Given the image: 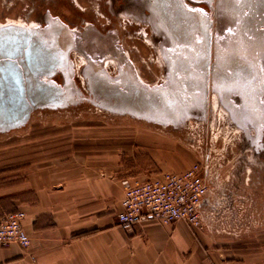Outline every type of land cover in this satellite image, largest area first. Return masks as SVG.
I'll return each mask as SVG.
<instances>
[{"label": "rangeland", "instance_id": "1", "mask_svg": "<svg viewBox=\"0 0 264 264\" xmlns=\"http://www.w3.org/2000/svg\"><path fill=\"white\" fill-rule=\"evenodd\" d=\"M161 1L0 0V66L23 65L27 54L49 61L29 80L57 90L14 125L0 116V192L42 169L56 177L98 142L107 157L117 154L121 185L136 166L160 174L161 147L144 138L157 136L169 139L162 154L183 152L182 171L206 161L220 173L225 194L217 199L231 197L214 230L185 223L193 235L264 231V0H169L179 9L168 17ZM210 57L218 80L242 67L251 73L213 84ZM95 76L127 92L165 88L168 79L181 103L176 111L121 108L95 93ZM7 81L0 76V107L7 105L1 94L11 93Z\"/></svg>", "mask_w": 264, "mask_h": 264}, {"label": "crops", "instance_id": "2", "mask_svg": "<svg viewBox=\"0 0 264 264\" xmlns=\"http://www.w3.org/2000/svg\"><path fill=\"white\" fill-rule=\"evenodd\" d=\"M144 138L159 148L170 147L169 139ZM160 149V162L155 159L160 174L142 165L127 171L130 177H159L186 168L183 152L162 154ZM83 152L80 161L56 168V177L42 169L28 184L19 180L17 188L0 192V218L24 210L23 225L31 238L29 250L17 244L0 248V264H264V231L259 229L195 236L183 221L163 225L150 220L126 232L117 220L124 194L119 180L125 173L117 154L107 157L99 142ZM142 163L151 165L148 158ZM230 199L226 202L232 208Z\"/></svg>", "mask_w": 264, "mask_h": 264}, {"label": "built area", "instance_id": "3", "mask_svg": "<svg viewBox=\"0 0 264 264\" xmlns=\"http://www.w3.org/2000/svg\"><path fill=\"white\" fill-rule=\"evenodd\" d=\"M219 178L220 173L213 172L206 161L180 173L167 172L144 179L125 178L118 223L129 233L150 220L163 225L183 221L197 229L214 230L211 226L216 225L230 208L226 201L217 199L224 191ZM25 217V211L18 209L0 218V248L17 244L24 250L30 249L31 238L23 225Z\"/></svg>", "mask_w": 264, "mask_h": 264}, {"label": "water", "instance_id": "4", "mask_svg": "<svg viewBox=\"0 0 264 264\" xmlns=\"http://www.w3.org/2000/svg\"><path fill=\"white\" fill-rule=\"evenodd\" d=\"M213 43L214 41H212L210 45L212 46ZM28 55L29 54L23 58L25 60L23 65L4 64L0 66V76L5 77L7 75V83L9 86H12V94L10 92L1 94V98L3 97L2 99L6 100L7 105L0 107L1 121L9 126L24 120L33 108L45 103L46 97H55L57 95V90L55 89L46 93L44 91L45 86L41 81H38V84H36L34 88V83L29 80V76L31 77V75L39 72V70H46V68H48L49 61H44L43 59L40 60L38 58L37 62H31V56ZM49 56L50 58L52 57L51 54H49ZM52 59L53 58H51V60ZM28 64L29 66L27 67L26 65ZM208 70V79L210 80L212 76L213 84L220 82V85L243 82L246 76L251 73V70L248 67H242L237 69L231 76H224L221 78V74H223L222 72L220 74V80H218L216 79L217 69L211 62V57L208 64ZM232 77H234L235 80H233ZM92 80L94 82L95 93L104 98L107 103L117 104L121 108L133 107L144 112H149L156 111L164 107L170 108L172 111H176L179 107V103H181L180 97L174 91L173 86L168 79L165 81V88L161 86H154L146 89L142 85H138V87L131 92L122 90L118 86V82L102 76L92 77ZM107 81L110 84H108ZM15 101H18V103H15Z\"/></svg>", "mask_w": 264, "mask_h": 264}, {"label": "flooded vegetation", "instance_id": "5", "mask_svg": "<svg viewBox=\"0 0 264 264\" xmlns=\"http://www.w3.org/2000/svg\"><path fill=\"white\" fill-rule=\"evenodd\" d=\"M176 6L178 5L175 4L174 6L173 3L170 4L169 0H162L161 4L159 5L162 14L166 17H168V13H170L171 16H174L173 14H176L178 12L179 8H176Z\"/></svg>", "mask_w": 264, "mask_h": 264}, {"label": "bare ground", "instance_id": "6", "mask_svg": "<svg viewBox=\"0 0 264 264\" xmlns=\"http://www.w3.org/2000/svg\"><path fill=\"white\" fill-rule=\"evenodd\" d=\"M122 15H123V16H124V15H127V16H128V13H127V14L124 13V14H122ZM57 55H58V54H57ZM55 56H56V53H55ZM211 87H212V86H210V89H212ZM210 94H211V92H210ZM232 120H233V119H232Z\"/></svg>", "mask_w": 264, "mask_h": 264}]
</instances>
